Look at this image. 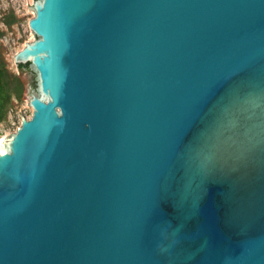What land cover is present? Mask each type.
<instances>
[{
    "label": "water",
    "instance_id": "water-1",
    "mask_svg": "<svg viewBox=\"0 0 264 264\" xmlns=\"http://www.w3.org/2000/svg\"><path fill=\"white\" fill-rule=\"evenodd\" d=\"M27 9L0 264H264V0Z\"/></svg>",
    "mask_w": 264,
    "mask_h": 264
},
{
    "label": "rangeland",
    "instance_id": "rangeland-1",
    "mask_svg": "<svg viewBox=\"0 0 264 264\" xmlns=\"http://www.w3.org/2000/svg\"><path fill=\"white\" fill-rule=\"evenodd\" d=\"M27 2L28 5L33 4V0H27ZM27 2L26 0H0V67L6 70L5 85L11 94L6 117L0 122V140L8 133H14L17 126H20V114L25 118H30L32 114V108L27 105V99H22L25 85L14 63V55L26 45L25 42L30 43L35 40L28 26L34 11L27 9Z\"/></svg>",
    "mask_w": 264,
    "mask_h": 264
},
{
    "label": "trees",
    "instance_id": "trees-1",
    "mask_svg": "<svg viewBox=\"0 0 264 264\" xmlns=\"http://www.w3.org/2000/svg\"><path fill=\"white\" fill-rule=\"evenodd\" d=\"M30 65V63L26 64H18V68H23L25 66ZM7 77L6 70L4 67H0V122H2L7 114L8 105L11 100V94L9 93L6 85L5 79Z\"/></svg>",
    "mask_w": 264,
    "mask_h": 264
}]
</instances>
